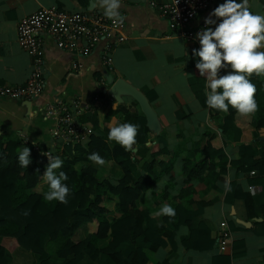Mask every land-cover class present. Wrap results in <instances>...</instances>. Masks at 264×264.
Returning <instances> with one entry per match:
<instances>
[{"label": "crops", "instance_id": "crops-1", "mask_svg": "<svg viewBox=\"0 0 264 264\" xmlns=\"http://www.w3.org/2000/svg\"><path fill=\"white\" fill-rule=\"evenodd\" d=\"M169 1L122 0L121 14L126 17V39L112 50V70L106 68L102 59L107 45L105 39L100 40L89 55L83 56L76 51L60 49L53 38L44 35L43 91L40 96L28 100L0 97V138L3 141L21 140L23 136L28 142L60 154L69 144L59 143L53 138L51 130L54 120L46 116L45 110L48 104L62 97L80 99L86 108L79 116L80 122L81 119L96 120L100 128L110 120L107 116L108 108L125 105L130 111L141 112L144 115L142 128L148 132L144 143L135 146L133 152L142 148L146 152L135 154L138 169L132 173L133 177L141 173L139 169L145 163L153 160L152 152L165 150L175 155V166L171 173L159 177L153 188L146 192H151L150 197L145 193L153 216L163 204H169L166 199H160L165 188H169L172 191L170 194L174 196L181 188L189 187L192 190L188 196L192 199L189 206L196 216L189 226L180 229L178 238L180 241L188 239L191 230H195L193 235L201 245H208L210 240L213 243L204 249L186 248L179 244L171 251L160 247L154 255L157 262L264 264V174H255L249 169L240 171L228 166L223 178L221 175L216 179L215 174L211 173L194 177L195 171H192L191 180L187 181L182 172L183 157L190 156L194 162L203 159L200 150L206 145L207 135L213 139L217 137L226 163L229 164L242 155H257L263 150L264 128L258 130L253 141L244 142L240 128L234 124L223 126L225 113H217L207 107L205 79L200 76L195 67L196 60L193 59V49L200 47L198 40L189 41L170 32L166 19L150 4ZM223 2L219 0L216 6ZM50 7L67 12L94 9L101 13L93 7V0H0V84L19 86L26 82L32 69L31 58L18 45L16 27L21 18L41 8ZM249 7L255 13L264 14L260 0H249ZM212 10L196 16L191 27L196 28L204 23ZM209 27L214 28L215 25ZM221 74H225V70L222 69ZM108 76H112L113 82L120 80L132 87L144 98L150 113L144 114L139 102L128 93L122 92L114 97L110 92ZM236 123L247 126L250 118L237 113ZM159 159H166V156H159ZM40 162L48 164L44 157ZM95 166L100 179L111 178L115 181L120 176V168L107 161L104 166ZM156 173L160 174V170L157 169ZM165 179L166 183L161 190L158 186ZM226 181H230V191H225L223 187ZM247 197L251 207L247 205ZM109 205L113 208V204ZM115 215L111 212L108 214L109 218ZM155 218L161 223V217ZM222 220H226L230 232L224 251L219 248ZM237 220L251 225L247 227ZM108 241H102L100 247L106 246ZM138 245H145L142 238L134 245L125 242L119 249L126 251ZM52 260H55V256H52ZM35 261L31 254L19 249L13 252L12 260L8 258V264H32ZM78 264L114 263L104 254L95 261L84 257Z\"/></svg>", "mask_w": 264, "mask_h": 264}, {"label": "trees", "instance_id": "trees-1", "mask_svg": "<svg viewBox=\"0 0 264 264\" xmlns=\"http://www.w3.org/2000/svg\"><path fill=\"white\" fill-rule=\"evenodd\" d=\"M260 2L264 7V0ZM251 81L256 85L255 99L259 110L249 117L250 123L247 126L236 123L237 112L231 107L223 119L224 127L234 124L240 128L244 142L253 141L258 130L264 128V75L253 74ZM107 116L110 120L103 128L96 120L81 119L82 123L88 122L92 127L87 145L69 144L60 154L51 150L53 156H61L64 161L57 171L66 172L69 177L66 183L71 192L67 204L44 198L43 193L48 190L43 178L47 163L40 162L43 160L41 155L30 149L32 162L22 168L17 160L18 151L24 147L22 141L0 138V264H8V258L13 259L16 249L31 254L36 260L32 264H78L84 257L95 261L104 254L114 264H161L154 256L160 247L171 251L177 244L193 249L212 246L211 240L208 245H201L193 235L195 230H191L188 239L180 241L178 238L180 229L189 226L196 216L189 206L191 188H181L174 196L169 188L161 193L160 199H166L175 208V217L163 216L158 223L149 207L145 193L153 188L160 176L171 173L175 155L165 150L152 152L153 160L145 163L139 169L141 173L134 178L132 173L138 169L135 154L145 153V148L135 153L126 152L107 140L111 127L130 122L139 126L135 146L143 144L148 132L142 128L144 115L118 105L114 109L108 108ZM206 137V145L200 150L201 161L183 157L182 172L187 181L191 180L192 171H195L194 177L211 173L216 179L221 175L223 178L228 166L264 174V146L257 155L245 154L227 164L217 137ZM92 152H98L105 161L120 168V176L115 181L98 177L97 167L88 159ZM159 156H166V159H159ZM157 169L160 174L156 173ZM246 200L251 207L249 197ZM109 204H113V208ZM110 212L116 215L109 218ZM140 238L144 246H134L126 251L119 249L121 244L131 242L134 245ZM106 239H109L106 246L100 247ZM52 256H55L54 261Z\"/></svg>", "mask_w": 264, "mask_h": 264}, {"label": "clouds", "instance_id": "clouds-1", "mask_svg": "<svg viewBox=\"0 0 264 264\" xmlns=\"http://www.w3.org/2000/svg\"><path fill=\"white\" fill-rule=\"evenodd\" d=\"M93 7L116 25L123 24L126 19L121 14L122 0H93ZM204 24L205 27L196 33L200 47L193 49V59L200 76L205 79L207 107L225 114L231 107L239 115L251 117L259 110L255 99L257 89L251 77L253 74L264 75V14L251 11L249 0H224L209 13ZM182 50L186 53L183 45ZM222 69L225 70L223 75ZM138 131L136 124L120 123L109 129L107 140L126 152H132L137 144ZM44 155L48 158L43 174L48 186L44 198L49 202L67 204L71 192L66 183L69 177L66 172L57 171L63 167L64 161L50 153ZM88 159L97 166L106 163L98 152H92ZM17 160L22 168L32 162L27 146L18 151ZM165 183L166 179L158 187L163 190ZM223 187L230 191V181H226ZM146 196L150 197L151 192ZM175 215V208L167 203L155 212L156 217Z\"/></svg>", "mask_w": 264, "mask_h": 264}, {"label": "built area", "instance_id": "built-area-1", "mask_svg": "<svg viewBox=\"0 0 264 264\" xmlns=\"http://www.w3.org/2000/svg\"><path fill=\"white\" fill-rule=\"evenodd\" d=\"M218 2L219 0H170L162 4H150L166 19L170 32L177 33L186 40L197 41L196 33L205 27V24L192 28L193 19L206 10L214 9ZM124 24L116 25L94 9L67 12L56 7L41 8L21 18L16 27L17 42L30 56L32 69L22 85L0 84V97L28 100L40 96L44 88V35L53 38L60 49L76 51L83 56L89 55L99 41L105 39L107 45L102 59L106 68L112 70V50L126 39ZM84 110L85 106L75 97L58 98L46 106V116L54 120L51 133L57 142L71 145L88 142L92 127L78 120ZM20 139L25 146L48 161L44 154H51L50 150H41L40 146L28 142L26 137L21 136ZM220 229L219 248L224 251L230 236L226 220L220 222Z\"/></svg>", "mask_w": 264, "mask_h": 264}, {"label": "water", "instance_id": "water-1", "mask_svg": "<svg viewBox=\"0 0 264 264\" xmlns=\"http://www.w3.org/2000/svg\"><path fill=\"white\" fill-rule=\"evenodd\" d=\"M108 78H109V84H111V88H110L111 91L110 92L114 97H116L119 93H122V92L128 93L134 99H136L139 102L144 114L148 115L150 113L148 108H147L146 102L144 101V98L141 95H139L132 87L125 85L120 80L113 82L112 76H108ZM237 222L241 223L247 227H250V225H251V223H249V222H243L240 220H237Z\"/></svg>", "mask_w": 264, "mask_h": 264}]
</instances>
